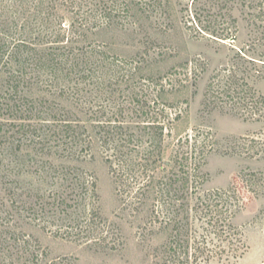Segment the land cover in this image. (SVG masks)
<instances>
[{
  "label": "rangeland",
  "instance_id": "rangeland-1",
  "mask_svg": "<svg viewBox=\"0 0 264 264\" xmlns=\"http://www.w3.org/2000/svg\"><path fill=\"white\" fill-rule=\"evenodd\" d=\"M95 4L111 9L113 17L98 16L85 44L96 42L92 48L105 59L101 71L106 77L115 73L117 83L100 91L87 87L86 98H99L88 100L91 111L84 119L91 149L76 151L85 162L58 158L67 153L53 140L44 152L28 148L10 166L0 162V240L6 241L0 264H154L155 248L167 241L159 222L171 221L185 203L178 191L182 174L172 161L184 151L190 156V243L212 252L205 264H264V0ZM223 26L234 40L211 35ZM78 34L79 29L67 38L77 40ZM109 61L117 67L108 68ZM111 89L118 91L106 100ZM130 97L143 108L129 103ZM109 119L130 125L119 138L121 143L129 137V156L122 160L132 165L115 164L116 183L106 164L114 150L102 144ZM150 124L163 131L144 129ZM0 152L7 161L14 157L13 150ZM160 156L164 170L155 169L158 161L146 175L163 191L142 198V176L134 164ZM75 176L78 183L71 181ZM90 176L96 181L93 193ZM216 192L221 198L214 199ZM56 193L66 199L58 211ZM197 202L202 206L195 210ZM206 203L212 207L205 209ZM153 204L161 214L151 211ZM216 220L225 233L212 229Z\"/></svg>",
  "mask_w": 264,
  "mask_h": 264
},
{
  "label": "trees",
  "instance_id": "trees-1",
  "mask_svg": "<svg viewBox=\"0 0 264 264\" xmlns=\"http://www.w3.org/2000/svg\"><path fill=\"white\" fill-rule=\"evenodd\" d=\"M91 2L94 3L92 10L87 8ZM95 2L96 0H0V150L2 148L11 152L13 150L11 155H14L12 160L7 161L3 152H0L2 155L0 162H6L7 166L19 160L21 158L19 153L28 148L34 149L36 153L53 148L50 145L52 140L57 143V147H61L62 151L67 153L66 156L58 155V158L65 159L66 162L86 161L85 158H80L76 151L78 148L84 151L91 149V140L85 136L87 129L84 119L91 111V105L88 104L91 102L88 100L97 102L99 98V96L86 98L87 87L100 91L102 87L111 88L112 81L114 85L117 83L114 80L117 79L115 73L107 74L106 77L101 71L105 59L100 58L104 56L100 50L92 48L96 42L85 44L88 42L86 32L92 27H98L94 21L98 16L107 20L113 17L112 11H109L111 9L102 10ZM66 13H70L71 17L67 19ZM66 19L69 23L68 28L64 25ZM78 29L77 40H69L67 37L70 32L75 35ZM211 35L220 40L235 39L233 35L228 36V28L225 26L212 31ZM107 63L108 68L117 67L116 62ZM117 91L111 89L106 100L111 99ZM248 94L244 93L245 96ZM136 99L130 97L129 103L138 105L141 100ZM139 106L143 108L142 104ZM178 119L179 114L172 122ZM105 123L107 130L104 131L102 144H111L114 150L112 155L106 157V164L116 183L119 181V175L114 168L115 164L132 165L127 162L128 160H122L125 155L129 156L126 154L130 151L129 137L126 136L121 143L119 138V135H122L121 130L129 129L130 125L125 123L126 127L118 126L120 124L110 119ZM154 126L150 124L144 129H159L160 133L163 131L164 126L157 125V128ZM124 150L126 152H123ZM14 153L19 154V157ZM143 154L142 157H145ZM146 155L152 158V154L146 152ZM189 159L188 151L176 153L172 159L178 165V173L182 174L179 178L181 185L178 191H181L185 203L178 206V213L171 221L159 222L158 232H166L167 241L155 248L154 264H205L212 258V252L207 251L200 243L194 245L190 243ZM159 160L161 161V156L149 164L148 162L143 165L134 164L135 167L138 166L139 174L142 176L137 190L140 192H136V195L141 194L143 198L152 193L157 197L163 191L162 187L160 190L157 188L153 176L146 175L148 166L154 169L152 164L156 166ZM160 161L155 169L162 171L164 168ZM74 174L75 170L70 174L66 171L63 177ZM90 179L88 183L93 193L96 181L92 176ZM77 180L76 176L74 180L71 179L78 183ZM56 195L53 203L56 204L58 211L66 203V199ZM222 195L216 192L214 199H219ZM44 198L40 195V199ZM220 201L215 202L214 206L216 207ZM201 206L202 204L198 203L194 209L197 210ZM39 207L43 210L46 205L41 202ZM203 207L209 209L212 206L206 203ZM159 208L160 206L153 204L151 211L157 215L161 214ZM180 213L184 214L183 219H178ZM225 213H228V209H225ZM230 216L232 212L229 210L227 218ZM218 221L216 220L212 229L220 235L227 230H224ZM0 226H5V223ZM96 241L101 240L97 238ZM5 245L6 241L1 238L0 246L4 248Z\"/></svg>",
  "mask_w": 264,
  "mask_h": 264
}]
</instances>
